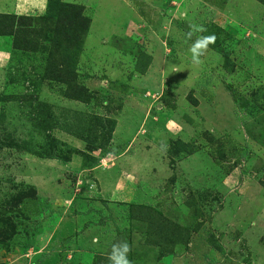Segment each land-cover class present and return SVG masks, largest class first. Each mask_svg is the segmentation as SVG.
<instances>
[{"label":"rangeland","instance_id":"obj_1","mask_svg":"<svg viewBox=\"0 0 264 264\" xmlns=\"http://www.w3.org/2000/svg\"><path fill=\"white\" fill-rule=\"evenodd\" d=\"M67 3L90 21L65 54L87 102L45 74ZM2 12L39 35L36 51L0 36V264H108L122 239L133 264H264V1L0 0ZM190 23L206 31L189 39ZM108 191L128 218H63Z\"/></svg>","mask_w":264,"mask_h":264},{"label":"trees","instance_id":"obj_2","mask_svg":"<svg viewBox=\"0 0 264 264\" xmlns=\"http://www.w3.org/2000/svg\"><path fill=\"white\" fill-rule=\"evenodd\" d=\"M260 1L263 2L264 0ZM66 9L69 11H65ZM61 10V16L65 15L70 17L74 15V17L66 23L64 22L65 18L60 16L59 22H62L63 26L60 27L61 29L56 26V36H54L56 40L53 41V45H57L54 49L56 52H53L57 54V59L53 64H49L50 68L45 71V74L48 78L59 80L67 84L64 92L67 97L87 102L89 100L88 96L78 85L74 84L71 76L72 72L69 71V65H66L67 60L65 54H68L69 51H73L76 48L75 44L78 41H82L87 33L90 21L82 14L83 8L78 7L76 4H63V9ZM26 18L31 19V16L0 13V36H11L14 49L36 51L38 49V44L35 42L34 36L36 37L39 34L35 29L28 30V28H25L27 25L20 23L21 20ZM58 48L59 52L57 51ZM136 205L137 204L132 206ZM180 231L177 230L175 239H177V235L184 238ZM187 235L189 234L187 233Z\"/></svg>","mask_w":264,"mask_h":264},{"label":"crops","instance_id":"obj_3","mask_svg":"<svg viewBox=\"0 0 264 264\" xmlns=\"http://www.w3.org/2000/svg\"><path fill=\"white\" fill-rule=\"evenodd\" d=\"M2 13H6V12H2ZM8 13V12H7ZM17 12H15L14 14H16ZM46 162L45 168L48 165V161L50 160H56L54 157L48 158V159H44ZM68 163H70L68 161ZM75 163H77V161H75ZM64 165V163H63ZM64 167V166H62ZM40 181H42L43 183H48V178H46L45 176H40ZM33 185L35 186V190L38 189V184L36 182H33ZM112 190H115L114 188L110 187ZM46 189H48L47 191L49 192V190L51 188L46 187ZM38 191V190H37ZM40 191V190H39ZM101 191H105L104 189L101 190L100 187V193ZM47 192V194H48ZM40 194L42 193L41 191L39 192ZM51 193V192H50ZM115 193V192H114ZM39 194V195H40ZM43 194H41L42 196ZM54 195V194H53ZM108 195V196H107ZM116 195V193H115ZM58 196V195H57ZM100 197L93 199V200H87L89 202L84 203V204H80L78 202H74V204L72 205L71 203L65 204L64 207L66 208H62V216L63 218H68L67 215H64L65 213H67L68 209H72L74 211L75 207H77L76 211H74L75 215L78 218H104V221L106 220L105 218H124L125 216L127 217V214L129 213V210L127 208L129 203L125 204H121V203H117L118 202V198H116L115 196L112 197L110 191L105 192L104 194L102 193L101 195H99ZM49 203L51 204L54 200H56V198H53V196H49ZM56 197V196H55ZM60 197V196H59ZM58 198V197H57ZM62 199V197H60ZM66 199V201L68 200L69 196L65 195L64 197ZM54 199V200H53ZM120 202V201H119ZM122 202V201H121ZM131 203V202H130ZM52 205V204H51ZM72 205V206H71ZM62 206V203H61ZM71 206V207H70ZM75 206V207H74ZM54 207V206H53ZM60 207V206H59ZM63 207V206H62ZM68 208V209H67ZM55 211V210H54ZM52 212V211H51ZM70 213V212H68ZM72 213V212H71ZM56 216V218H60L57 214V212H52V217ZM72 217V216H71ZM129 217V216H128ZM127 217V218H128ZM54 218V217H53ZM101 221H99V223H94L92 222V227L89 226L91 228V230H94L96 228V231L100 232L102 229V225L100 224ZM97 224V225H96ZM101 226V227H100ZM89 228V229H90ZM102 232V231H101Z\"/></svg>","mask_w":264,"mask_h":264},{"label":"clouds","instance_id":"obj_4","mask_svg":"<svg viewBox=\"0 0 264 264\" xmlns=\"http://www.w3.org/2000/svg\"><path fill=\"white\" fill-rule=\"evenodd\" d=\"M206 28L203 25L195 23L189 24V31L187 37H191L196 33H203ZM216 41L215 34L211 35H199L196 40L191 44L189 52L191 54V61L193 64L199 65L202 63V57L206 54L209 45L214 44ZM166 147V146H165ZM98 237L94 238L93 242L96 243ZM133 246L127 239H122L111 245L110 251L107 253L108 264H133V261L129 258L132 252Z\"/></svg>","mask_w":264,"mask_h":264}]
</instances>
